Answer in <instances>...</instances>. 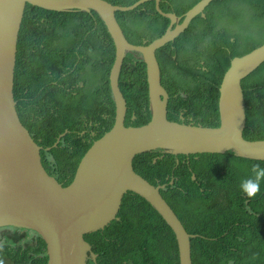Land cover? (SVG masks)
Here are the masks:
<instances>
[{"label":"trees","instance_id":"obj_1","mask_svg":"<svg viewBox=\"0 0 264 264\" xmlns=\"http://www.w3.org/2000/svg\"><path fill=\"white\" fill-rule=\"evenodd\" d=\"M105 1L130 7L141 0ZM201 1L161 0L160 8L184 17ZM204 15L195 17L156 56L169 94V120L219 128L221 87L233 59L264 44V0H214ZM117 18L126 38L136 45L151 43L170 26L155 2L118 12ZM116 55L114 38L97 12H60L28 4L18 37L16 109L43 147L46 172L63 187L73 182L94 142L115 126L110 73ZM120 89L127 102L125 126L147 125L152 114L141 54L127 52ZM243 89L244 138L262 140L264 63L243 82ZM253 165L264 168L263 161L239 158L233 150L190 155L158 150L138 155L133 169L154 185L167 184L163 196L195 235L193 264H264V180L251 198L240 187L242 181L255 178ZM118 217L84 236L97 255L96 264H180L172 228L147 199L126 193ZM0 235V264L48 263L40 235L35 241L20 234Z\"/></svg>","mask_w":264,"mask_h":264},{"label":"water","instance_id":"obj_2","mask_svg":"<svg viewBox=\"0 0 264 264\" xmlns=\"http://www.w3.org/2000/svg\"><path fill=\"white\" fill-rule=\"evenodd\" d=\"M160 1L141 0L133 6L120 7L105 0H0V229L12 226L36 231L46 243L47 264H96L97 255L84 236L118 219L128 192L143 196L156 208L175 234L180 264H193L191 239L195 235L187 231L163 196L162 189L167 184L154 185L135 172L136 157L158 150L171 155L233 150L239 158L264 162V139L244 138L247 117L243 89V81L264 63V44L233 59L221 87V127L172 122L167 110L169 94L162 86L156 52L181 36L195 17H205V9L214 0L198 2L184 17L163 13ZM147 2L156 3L157 12L170 20V26L151 43L136 45L126 38L117 13L134 11ZM28 4L60 12H97L117 47L110 73L117 106L115 126L94 142L68 187L46 172L43 147L20 121L16 109L18 37ZM127 52L141 54L146 64L152 117L142 127L125 126L127 102L120 79Z\"/></svg>","mask_w":264,"mask_h":264},{"label":"clouds","instance_id":"obj_3","mask_svg":"<svg viewBox=\"0 0 264 264\" xmlns=\"http://www.w3.org/2000/svg\"><path fill=\"white\" fill-rule=\"evenodd\" d=\"M252 172L255 174V178H249L241 182V191L249 198L255 196L260 190V182L264 180V168L260 165H253Z\"/></svg>","mask_w":264,"mask_h":264},{"label":"flooded vegetation","instance_id":"obj_4","mask_svg":"<svg viewBox=\"0 0 264 264\" xmlns=\"http://www.w3.org/2000/svg\"><path fill=\"white\" fill-rule=\"evenodd\" d=\"M181 120L185 122V119H183V117H181ZM0 232H1V234H5V235H7L8 233H10L11 235L20 234L21 236H25V238H27L28 240H33V241L36 240L37 234H38L34 230L17 228V227H12V226L9 228L0 229ZM0 239H1V235H0Z\"/></svg>","mask_w":264,"mask_h":264},{"label":"rangeland","instance_id":"obj_5","mask_svg":"<svg viewBox=\"0 0 264 264\" xmlns=\"http://www.w3.org/2000/svg\"><path fill=\"white\" fill-rule=\"evenodd\" d=\"M0 234H1V232H0Z\"/></svg>","mask_w":264,"mask_h":264}]
</instances>
